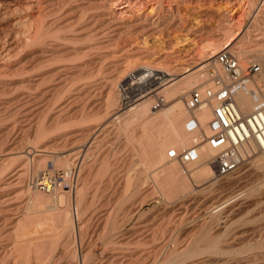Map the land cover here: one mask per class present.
I'll return each instance as SVG.
<instances>
[{
	"label": "bare ground",
	"instance_id": "6f19581e",
	"mask_svg": "<svg viewBox=\"0 0 264 264\" xmlns=\"http://www.w3.org/2000/svg\"><path fill=\"white\" fill-rule=\"evenodd\" d=\"M242 1L240 0H0V6L3 7V9L5 8L6 15L14 11L15 13L17 12L16 13L18 14L17 17L14 14V16L16 17V19L14 18L15 20L14 22L18 21L19 24L22 23L24 25L22 28L23 31L26 29L25 44L28 48V50L26 49L27 52L25 54L26 64L24 65L22 64L23 67L17 64L18 67L20 68L22 67L25 70V72L23 70L24 72L23 75H25L26 73L27 76V77L25 76L26 78H24V81L25 80L27 81L28 86L25 85L26 83L22 84V88L25 86L24 90L25 89L31 90L33 86L34 87L37 86V91H38L39 86L41 87V85H48V89L43 90L42 89L43 86L41 87L42 90L39 89L41 95L45 96V93L47 94L48 92H50L51 95L55 96L57 93L56 90H58L56 89L57 88L56 86L62 88L61 85L63 86L68 85L69 83L68 81L71 82L73 80L75 81L76 79L79 80L81 77L84 78V76L88 77V73L90 72L89 70L93 69L92 65H95V62L99 61L98 59H100L96 55L97 53H99L100 49H98L99 51L98 50L96 51L94 50L95 47L96 49L98 47L101 48L102 43H103L102 48H105V45H107L106 47H108V45H112V43L117 41L119 43V40H121V38L125 34H127L129 38L125 37L128 39H126L125 41L122 40L123 42H121V44L120 43L118 44L120 45L119 46L120 48L118 47V49H116V51L119 49L120 51H124L123 53H121L123 56L121 57V59L117 57V59L119 60H117L116 62L113 61V59H112L113 62L111 61L112 64L114 62L115 63L112 67L113 69L111 74L108 76V83L110 84L108 89V92L110 93V94L108 93L110 96V100L108 101L110 102V105L111 106L116 105L117 101L119 100V95H117L118 91L116 94L112 93L113 87L114 86L116 87L115 81H117L116 79H119L118 78L119 76H117L118 73L125 74L126 71L136 67H151L152 71H156L154 75H157V77L160 80H159V86L156 87L155 90L159 88L157 90V93H160L163 96L165 100V104L161 108L157 110H153L152 109V104L154 102L153 95H146L137 104L118 114L115 118H119L120 120L118 119L119 120L117 121L118 123L117 124L115 123L116 125L115 124L114 125L116 126L115 128L117 130H120L123 135L124 134L126 135L127 137L125 139L127 142L126 144H131L134 142L138 146V150L136 152L134 151L133 153V155H135L136 160L142 166L140 168V171H138V175L143 173V171L147 169L154 170L152 182H154L157 186V189L159 191L158 195L159 196L162 195L165 198V201H167L168 207L171 208L176 207L175 209L179 210L183 208L184 207L183 205H185L186 203L188 202L192 203L194 201L197 203L199 202L198 205H200V207L196 210L197 212L195 216L196 219L191 220L190 224L184 227L183 229H177L176 231H174V234L171 235L172 237L170 236L168 241H166L165 245L163 247L161 246L162 250L158 257V263L156 262L157 264H264V150L257 151L260 153L257 154L256 152L257 155L253 157L254 159L253 160L251 159V161H249L250 159L248 160L250 163L249 165L250 167L245 170L246 173L245 172L239 173V170H236L232 174L225 175L226 177L223 176L225 178L224 182H220L221 178L223 177L214 179V170H213L214 168L210 164L209 159H211V157L215 155V150L210 149L205 143H199L201 141L200 139L203 136L208 135L210 133V129L207 125V122L211 118L212 106L214 102H212L208 106L203 107L200 110L194 111L193 113H188L185 106V100L188 96L189 91L192 88H196V87L203 88L210 86L209 83L210 73H206L205 68L207 67V65L210 64H212L213 66L216 65L215 59L212 58L215 57V55L222 49H228L232 51L238 58L239 63L241 65H245L246 63L257 61V63L260 66V70L256 74H254L251 79H247L246 81H244L243 87L235 96V99L239 105L242 114H248L249 112H251L255 108L256 103L259 104L264 102V0H246L243 3ZM133 2L135 5L133 4ZM150 3L155 8L153 14L147 13L145 15L144 14L139 15L138 13L136 12L134 13L133 11H131L132 4L140 9L141 6L143 7ZM206 4H210V5L223 4V7H221L222 5H219L217 9L214 10V12H210L211 7L209 8V11H207L208 8L206 10L202 9V7H204ZM66 7H70V10L67 11ZM115 7H118L117 9L120 10H116ZM124 8H127V11H129L131 15H129L130 14L129 13L128 17H124L123 14L125 15L126 10H121ZM185 9H187V11ZM238 10L240 12L237 13L236 11ZM188 12L190 13L188 14ZM70 13L72 19L75 18L78 24L81 25L79 30L78 28L76 29L78 31L71 30L73 29L72 26L73 23L69 24L67 22L68 24L63 25L66 22L65 16H67L68 18V14ZM250 13H252L251 16ZM190 14H192L191 19L195 21V25L193 24L194 26L190 25L189 23L186 24V22L190 19V18L188 19ZM10 15L13 14H9L8 17ZM246 16H249L247 20L245 19ZM49 17L50 18L52 17V19H49ZM212 17H216V19H214L215 21H217L215 22L217 23L215 27H212L211 24L210 27L207 24V22ZM68 20H70V18ZM245 21H249V24L247 26L245 25ZM18 22L16 23L18 24ZM68 27L70 28L72 27V28L68 29ZM171 30L172 31L174 30L173 33L178 32L180 34H183L184 36L193 35V37L195 36L199 40V43L201 42L200 44L205 42L206 44L204 43L205 45L203 47H200L202 48V50L199 51L200 53L198 54L199 56H197V54L193 55L191 53L192 55L190 54L191 56L189 55L190 57H188L186 60H184L182 57L184 61H178V63L174 64L173 63L174 60L173 62H171L170 59L175 58V56H173V54L175 53L172 51V49H174L173 46L175 45L174 44L175 42L174 43L159 42L160 44L159 45L157 44L158 46L144 47L146 37L147 38L149 36L165 37ZM77 33L78 34L80 33V35H77ZM175 38H177V36L173 38L174 41H176ZM81 39H83L84 42L89 41L90 43L87 44L88 43L87 42L85 43L87 45L81 46L80 45L81 43L78 41V40L81 41ZM178 41L176 44H178ZM77 42L80 43V44L78 43L79 47H77L78 45L75 46ZM115 44L117 43H114L113 45ZM90 50H92L93 52H90ZM94 51H96L97 53L95 54ZM174 51L176 50L174 49ZM89 53L90 54L92 53V55L98 57L97 59L94 56L97 59L94 60L95 62L93 61L94 64H92L93 62H91L90 57H88ZM92 55H90L91 58L93 57ZM98 55L100 56L101 54ZM152 56H155L154 59L152 58L153 59L152 61L153 62L158 61L159 63L158 65H154V64L152 65L151 63L153 62L147 61L150 60ZM85 57H87V59H85ZM76 59L77 60L82 59V61L79 60V62L77 63H72L73 60L75 62ZM101 59L103 58L101 57ZM176 59L177 58H175V60ZM65 60L68 61V64L66 62H63L64 64L63 66H61V64L60 67L57 66L59 63ZM208 60L210 61L205 63L204 65H201L202 63ZM69 61L72 62H70L69 64ZM56 63L57 65H55V67L58 68H56L55 71L53 70V68H52L53 71L50 69L52 72L48 71L49 69L47 70V67H49L50 65L52 66L53 64ZM90 64H92L91 65L92 69L89 66ZM94 68L96 69V67ZM8 69H10V71L12 70L11 67H9ZM15 69L17 68L15 67ZM19 71H21V69ZM216 71L219 74H222L220 67L218 66H216ZM14 72L16 71L14 70ZM84 79L87 78L85 77ZM66 80L68 83L66 82ZM20 81H22V79ZM11 83L12 82H10V84ZM4 85L5 83L1 80L0 88L5 87ZM68 87H70V85ZM20 89H21V85H20ZM34 90L35 88L31 90L32 93L31 91L30 93L29 91H27V93L23 91L20 94H18L19 92L17 91L18 95L16 93L15 96L13 95L14 99L17 98L18 100L17 101L15 99L13 102L15 103V101H17L16 104L19 103L18 105L20 106L17 107L18 106L17 105L16 106L17 109L18 108L24 109V110L20 109L23 111L17 110L21 112L20 114H23L22 112L25 111L28 114L30 110H33L34 112L36 111V113L45 110L43 107H39L41 109L43 108L41 110L34 106L35 105L34 102L36 101V99H38V94L35 92L36 90L35 91ZM69 90L67 92L72 93V91L69 92ZM33 91L35 92V94H33L34 93ZM77 91H81L82 93V87ZM88 91L90 90L88 89ZM12 93H14V91ZM63 94L64 93L62 92V94L60 95ZM13 97L10 99L13 100ZM57 99H58L57 96H55V100ZM12 100L11 102H9L8 100L7 103L9 104L11 103L10 105L14 107V104H12L13 103ZM4 101L6 100H1L0 102L1 103L3 102L5 104L6 102ZM43 102H47V100ZM1 103H0L1 105L0 108L3 109L4 107L2 106L4 104L2 105ZM26 104L27 106L29 104L31 105V109L29 108L30 110H25V108H28ZM67 104L68 107L70 108L71 105L69 106V103ZM7 105L8 104L4 106L6 107ZM48 105L50 104H47L46 106ZM8 107L6 108L7 111H9L8 109L11 108ZM68 107H66V109ZM1 109H0V117L2 118H0V120L1 119L4 120V118L7 117L6 115L8 112H6V110H2L6 112L3 113L5 115H2ZM50 109H51V105H50ZM15 110L14 112L12 109L10 110L12 111V113H14V117L16 113L19 114V112H15ZM46 110L48 111L49 109ZM46 110L44 113H46ZM63 111L65 110L62 109V113ZM66 112L68 113V111ZM12 113L11 114L8 113V115L10 116L9 118H13L11 117ZM26 113L23 114L24 117ZM41 113L39 114L41 115ZM31 114L33 116L32 112L30 113V115H27L29 122L31 118L28 116H31ZM19 115L17 116L18 118L23 116L20 115L19 117ZM44 115L41 116L44 117ZM189 115L192 116V119L190 120L192 123H190L189 121ZM34 119L33 122L36 120ZM40 119L42 120L43 118ZM3 122L5 123V121ZM41 122L43 123V120ZM41 122L40 123L38 122V124L36 122L37 124V126L35 125L36 130L33 129L35 133L33 134L34 136L32 140L35 143L36 142L39 143L40 142L39 140L43 136L46 137L45 136L47 133L46 130L50 129L49 127L48 129H45L46 127H43ZM193 123H195L194 126ZM26 124L28 125V123ZM31 125L30 126L28 125V129L29 127H31ZM55 126H57V124L55 123L52 124V127L55 128ZM189 126H191L192 128H190ZM4 128L5 127H3L2 130H4ZM8 128L10 127L5 128V130ZM24 128H26L25 125ZM11 129L13 130L12 127ZM28 131L26 133H28ZM60 131L62 132V129H60ZM8 132H13V131H8ZM51 132L52 130L50 131V133ZM8 134L9 133L6 132V134L3 135V137L1 135L0 138L2 140L4 138L5 144H8L7 141H9V139L6 140L5 137L7 136L8 138V136L12 135V134L10 135ZM19 138H22V136ZM12 139L13 137L11 138V141H13ZM80 139L82 140L81 137ZM20 140L22 139L19 140L17 139L19 145L21 143ZM64 140L66 141L65 137L61 145L63 147H64L63 144L65 142ZM77 140L78 139H76V142ZM3 144L2 146L4 147L5 145ZM66 145L71 146L72 143ZM193 145H197V151H198V157L195 161L183 163L174 158H169L167 155L168 150H170L171 148H174L177 151H179L182 148ZM10 146H13V143ZM20 146H22V144ZM5 147H7V145ZM18 147L16 151H14V156L15 159L21 161L22 165L21 164L20 165L22 167L17 169L15 172H12L13 174L9 173V176L7 175L8 177L3 175L7 177L6 179L12 178V182L14 181L15 186L16 184L17 185L19 184V187H16V189L20 188L22 191L24 190L26 192L25 194L27 195L26 197L27 200L25 198L26 214L20 220L15 221L12 227L10 228L12 229L11 231L12 233L10 236L12 241L10 242V244H12V248L10 249V253L12 251L16 252L15 256L17 255L18 256L15 258L21 260V262L24 261V264L30 263V260L31 262L35 261L36 264L38 262H43V261L44 263L42 264H51L52 259L50 257L53 255V252L59 243L58 240H60L64 236L63 246L64 245L69 246V250H67L68 251L67 254H69L68 256H70V258L72 259L69 264H78L74 261L73 258L76 256L77 253L79 255H82L83 257H87L91 251L90 246L92 245V241L89 240L87 242L86 247L82 249V247L80 246L76 247L75 240L77 238L82 239V237L85 234V230L87 231L89 230V228L90 230H92L91 232H95L98 229V227H100L99 225L101 222H104L103 227L104 228L107 227V232L96 235L97 238L101 239L104 242V244L111 245L113 248H118V245H121L122 242L124 243L125 240L127 242L128 241L127 239H130L129 237H131V235L127 236L128 235L127 232L120 233L122 227L124 226V224L129 222L130 218L133 216L137 207L143 204V202L147 201L146 198L150 197V195L153 193L152 190L150 193V189L148 192H146V190L148 189H145L146 194H143L142 192L143 196L142 195H141L142 197L140 196V201L138 204H136L135 202L137 201L136 199L133 200L134 194L132 195L130 193L128 195L120 196L116 200L117 205L116 204L115 205L117 207L118 206L121 207L122 205L124 206L123 208L121 207L123 209L122 215L118 214L119 210L116 209L115 211H113L111 215L109 214V216H107V218L103 220L101 219L102 216L99 217L98 212H96L98 208L97 209L95 208L96 210H92L94 209L92 207L95 201L93 202L90 199L89 202L86 201L85 199L86 190L88 189V184H89L87 183L88 182L87 172H89V170L87 169L86 165H84V161H85L84 148L81 147L82 149L80 150L78 149V151L76 152H71V154L67 153L68 157L69 156L72 157V153H74L75 161H73L72 163L74 165L73 167H69L68 164L65 163V168L68 167V169H66V171L62 170L61 178L63 179V181L68 182L67 184L68 189H64L62 187L63 182L61 183L54 182L53 185L51 186L49 183L51 181L50 180L48 181L47 176L51 175V170L50 168L49 169L47 168L46 166L47 162H51V164L53 165L55 163H58V162L54 163L55 160H53L52 157H51L52 160L51 159L47 160L50 157L49 153L52 152L48 149L49 146L47 147L42 145V147L44 148L41 149V154H38L35 150L30 152L29 148L22 151L20 150L22 148L18 149ZM51 148L52 147H50V149ZM33 152H36L38 154L37 157L33 156L34 155ZM30 154L31 157L33 156L36 159L35 160L30 159L29 158ZM53 155L55 154L53 153ZM11 157L12 156H10V158ZM64 157L66 156H63V158ZM8 158H5V160ZM65 159L67 160V158ZM11 160L10 163L12 164ZM3 161H4V157L0 159V173L6 172L5 164L3 163ZM62 161L63 160H61L60 162L62 163ZM248 161L247 164H249ZM15 163L16 162H14V164ZM105 164L106 163H102V165H100L101 168H98L96 170L95 172L96 179H98L97 177L105 173L106 168L103 167L105 166ZM29 171L36 172L34 176L36 179L34 180L32 186L29 185L30 182L32 181L29 180L30 182H28V178H27ZM255 174H256L255 176L256 179L261 175V178L259 177L260 180L259 182L255 181L256 180L255 179L254 182L257 183L252 182V184H250L251 182L249 183L245 181L244 183L243 181L244 184H241L242 182L241 179L243 178L249 179L250 176ZM5 177H2L4 178V179L1 178L2 180L0 179V191H2V193H4V191L9 190L10 189L9 186H11V188L13 186V184L10 185L11 181L9 183L7 182V180H6L7 183L4 182ZM125 181L126 182L123 183L124 191H128L129 189H131L132 193L133 191L136 193L142 190L143 187L141 185L142 183L144 184V182H146V179L136 178L134 180L128 179ZM223 183L225 184L223 185ZM31 188H33L34 191H31ZM97 188H99L98 185ZM97 188L95 189L96 191ZM20 189L17 190L19 191ZM45 190L50 192V194L53 192L54 197H52V194L50 196L48 194L42 193L45 192ZM225 190H228V192L225 193ZM158 195L157 197L155 196L154 197L158 198ZM152 199L154 198L152 197ZM57 205H59L58 208ZM95 206H97L96 203ZM117 215L118 216L121 215V216L118 218ZM4 218L3 221H6ZM0 229L3 228L0 227ZM6 233L5 235L7 236L8 234L7 237H9V233L7 234ZM136 239L138 240V237ZM134 249L135 248H133V251L130 254L128 253L129 254L128 258L127 256L123 255L124 257L120 259H116L117 262L113 264H147L148 259L151 258V256L153 255V253L147 252L145 250H138L134 252ZM0 250L2 251V253L0 251V255H2L4 252V248L3 249L0 248ZM85 250L86 252H83ZM125 257L127 258L128 263L127 262L125 263L126 261ZM1 260L2 259H0V261ZM107 264H110V262Z\"/></svg>",
	"mask_w": 264,
	"mask_h": 264
},
{
	"label": "rangeland",
	"instance_id": "374dc122",
	"mask_svg": "<svg viewBox=\"0 0 264 264\" xmlns=\"http://www.w3.org/2000/svg\"><path fill=\"white\" fill-rule=\"evenodd\" d=\"M240 1H242V0H240ZM246 0H243L242 1V3L243 2H245ZM133 4H134V2H133ZM132 4V10L131 11H133L134 13L136 12V13H138L139 15H145V14H147V13H151V14H153L154 13V6H152V4L150 3V4H147V5H145V6H141V8L139 9V8H137V6L135 7L134 5ZM122 5V4H121ZM210 4H206L204 7H202V9L204 10H206L207 8V11H209V8L211 7V11L210 12H214V10H216L217 9V7L219 6V5H222L221 7H223V4H211L210 6H209ZM4 6V5H3ZM213 6V7H212ZM71 7V6H70ZM70 7H66L67 8V11L68 10H70ZM150 7V8H149ZM66 8H65V11H66ZM72 8H74V7H72ZM118 7H115V9L116 10H120V9H117ZM152 8V9H151ZM121 10H126V13H125V15L123 14V16L124 17H128L129 15H131V13L129 12V11H127V8H124V9H121ZM129 10V9H128ZM135 10V11H134ZM186 11H187V9H185ZM137 11H139V12H137ZM128 12V13H127ZM146 12V13H145ZM183 12H185V11H183ZM237 13L238 12H240L239 10L238 11H236ZM5 13V14H4ZM17 13V12H16ZM15 13V11L14 12H12V13H9V14H13V15H10L9 17H8V15L9 14H7L6 15V12H5V8L3 9V7H1L0 6V76H2V77H0V79L5 83V87H3V88H0V101L1 100H6V101H4V102H6L5 104L2 102H0L2 105L4 104V105H6V104H8L6 107L3 105L2 107H4L3 109H1V114L2 115H5V114H3V113H6V112H8L9 114H11L12 113V111H10L11 109L13 110V112H14V110H15V112H19V114L21 113L20 111H23L24 109L23 108H20V109H23V110H20L19 108L17 109V107H20L18 104L19 103H17L16 104V102L18 101L17 100V98H15L17 101H15V103L13 102L15 99H14V97H13V95L15 96V93L17 94L18 92V94H20L21 92H26L27 93V91H29L30 89H28V90H24V88H25V86L22 88V84L23 83H26L25 85H27L28 86V84H27V81L25 80L24 81V78H26L27 76H26V73H25V75H23L24 74V72H25V70L22 68L23 67V65L24 64H26V60H25V54H26V52H27V50H28V48H27V46H26V44H25V40H26V38H25V35H26V29L23 31V24L22 23H20L19 24V22L18 21H16V22H18V24L16 23V22H14L15 20H14V18L16 19V17H17V15L18 14H16ZM72 13V12H71ZM71 13L70 14H68V18H67V16H65V18H66V22H65V24H63V25H66V24H71V23H73L72 24V26H73V29H71L70 27H68V29L70 28L72 31L74 30V31H78L79 30V28H80V24H78V22L76 21V19L75 18H73L72 19V16H71ZM130 13V14H129ZM190 12H188V14H189ZM236 13V14H237ZM6 15V16H4V15ZM14 14H15V16H14ZM129 14V15H128ZM191 15L192 14H190V16L188 17V21L186 22V24H190V25H195V21L193 20V19H191L192 17H191ZM252 15V13H250V16ZM4 16V17H3ZM12 16H14V17H12ZM70 16V17H69ZM13 18V20H12V18ZM217 17V16H216ZM216 17H212V18H210V20L207 22V24L210 26V24H211V26L212 27H215L216 26V24L217 23H215V22H217V21H215L214 19H216ZM70 18V20H68ZM249 18V16H246L245 17V19L247 20ZM49 19H52V17L50 18L49 17ZM72 19V20H71ZM11 20H12V22H11ZM74 20H75V22L77 23H75L74 22ZM72 21V22H71ZM8 22V23H7ZM68 22V23H67ZM16 23V24H15ZM75 23V24H74ZM192 23V24H191ZM11 24V25H10ZM249 24V21H245V25L247 26ZM75 25V26H74ZM193 25V26H194ZM71 26V25H70ZM210 26V27H211ZM20 27V28H19ZM78 28V30H76ZM21 31V32H20ZM172 31V30H171ZM171 31L164 37V36H149L148 38L146 37V39H145V45H144V47L146 46V47H153V46H158L160 43H169V42H172V43H174L175 45L173 46V48L176 50V51H174V49H172V51L175 53V54H173V56H175V58H177L176 60H175V58L174 59H170L171 60V62H173V60H174V64H176V63H178V61H184V60H186L188 57H190L192 54L194 55H196L197 54V56H199L198 54H200L199 53V51H201L202 50V48H200V47H203L205 44L204 43H202V44H200L199 43V40L196 38V40H195V38L193 37V35H187V36H184L183 34H180V33H178V32H176V33H173L174 32V30L172 31V33H171ZM62 34V33H61ZM77 35H80V33L78 34L77 33ZM179 35V36H178ZM24 36V37H23ZM168 36V37H167ZM177 36V38H175V40L176 41H174V37H176ZM191 36V37H190ZM125 37H128V35L127 34H125L122 38H121V40H119V43L121 44V42H123V41H125L126 39H128V38H125ZM184 37V38H183ZM187 37V38H186ZM184 39V40H183ZM185 39H187V40H185ZM123 40V41H122ZM148 40V41H147ZM179 40V41H178ZM79 42H77V44H75V46H77V47H79V44L81 45V46H84V45H87V44H89L90 42L89 41H85L84 42V40L83 39H81V41L80 40H78ZM177 41H178V44H176L177 43ZM83 42V43H82ZM88 42V43H87ZM153 42V43H152ZM160 42V43H159ZM180 42V43H179ZM79 43V44H78ZM85 43H87V44H85ZM114 43H117V44H115V45H113ZM114 43H112V45H108V47H106L107 45H105V48H102V46H103V43H102V46H101V48H99L98 46V48L96 49V47L94 48V50H98V49H100V51H99V53H97L96 51H94L95 52V54L101 59V57L103 58V59H101V61H100V59H98V57H96L95 55H92V53L90 54L89 53V56L88 57H90V59H91V62H93L96 58L99 60V61H94L95 62V65H92V64H94V62L92 63V64H90L89 66H90V68H91V65H92V68L94 69V71H93V69L92 70H89L90 72L88 73V77L87 76H84V78L86 77L87 79H84L83 77H81L79 80H73V81H68L67 82V80H66V82L68 83V85H66L65 83V85L68 87L69 85H70V87H68V90H69V92L70 91H72V93L70 92V93H68L67 91V87L66 86H63V85H61L62 86V88L61 87H58V86H56L55 88L56 89H58V90H56V95L55 96H57V100H55V96H53V95H51L50 94V92H48L47 94L45 93V96H43V95H41V93H40V91H39V89H41V87H42V89L44 90V89H48V85H41V87L39 86V88H38V91H37V86L36 87H34L33 86V88H35V92L38 94V99H36V101L34 102V106L35 107H37L38 109H41V108H39V107H43L45 110L46 109H49L48 111L46 110V113H44L45 112V110L43 111L42 109V113L39 111V112H37L36 113V111L34 112L33 110H30L31 109V103L27 106V104H26V106L28 107V108H25V110H30L29 111V113L27 114L26 113V111L25 112H22L23 114L24 113H26L27 115H30V113L32 112L33 113V116H32V114H31V116H28V117H30L29 119H30V122H32V123H30L29 122V120H28V118H27V115L25 114V117H24V115L23 114H20L22 117H20V115L18 114V113H16V114H18L19 115V117L20 118H18L17 116L18 115H16L15 114V117H14V113H12V115H11V117H13V118H9L10 116L8 115V113H7V117L6 118H4V120H0L1 122H0V138H1V135H2V137H3V135H5L6 134V132L7 133H9L8 135H10V134H12V135H10V136H8V138H7V136L5 137L6 138V140H8L9 139V141H11V138L13 137V141H11V142H9V141H7L8 142V144H5V140H4V138H3V140L2 139H0V142H1V144H0V159L1 158H3L4 157V161H3V163L5 164V173H0V179L2 178V177H5V176H9V173L10 174H13L12 172H15L17 169H19L20 167H22L21 165H22V163H21V161H18V159H15V156H14V151H16V149H17V147H18V149L19 148H22V149H20V150H22V151H24V150H26L27 148H29V151L31 152V151H36L38 154H41V149H43L44 147H42V145L43 146H49V150L50 151H52V152H50L49 153V158L47 159V160H52V158H53V160H55L54 161V163L55 162H58L59 164H62V165H59L58 163H55L54 165L53 164H51V162H47V168L49 169L50 168V170H51V175H48L47 176V178H48V181L50 180L51 182H49L50 183V185L52 186L53 185V183L55 182V183H61V182H63L62 183V187L64 188V189H68L67 187H68V182L67 181H63V179L61 178V173H62V170H65L66 171V169H68V167L67 168H65V163H67L68 164V166L69 167H73L74 165L72 164L73 163V161H75V157H74V153H72V157H68V154L67 153H70L71 154V152H76V151H78V149L80 150V149H82V148H84V152H85V158H84V165H86V167H87V169L89 170V172H87L88 173V175H87V183H89L88 184V189L86 190V197H85V199H86V201H89L90 202V199L94 202V205H93V207L92 208H94V209H92V210H96L97 208H98V210H96V212H98V215H99V217H101V219H105V218H107V216H109V214L111 215L112 213H113V211H115L116 209H118L117 211L119 212L118 214H121L122 215V211H123V205L121 206V207H117L116 205V200H117V198H119L120 196H122V195H128V194H134V197H133V200H137V201H135L136 202V204H138L139 203V201H140V196L142 195L143 196V194H146V192H148L149 191V189H150V193H151V190H152V192L154 193V195H153V193L150 195V197H147L146 198V202H143V204H141V205H139L138 207H137V209H136V211L134 212V214H133V216L130 218V220H129V222H127L126 224H124V226L122 227V230H121V232L120 233H126L127 232V236H129V235H131V237H129L130 239H127L128 241V243L126 242V240L124 241V243L122 242V244L121 243H119V244H121V245H118V248H113L111 245H108V244H104V242L101 240V239H99V238H97V235H99V234H101V233H105V232H107V227L106 228H104L103 227V224H104V222H101L100 223V227H98V229L96 230L97 231V233H96V231L95 232H91L92 230H90V228H89V230H85V234H84V236L82 237V239H76L75 240V245H76V247L77 246H80V247H82V249H84V247H86V245H87V242L90 240V241H92V245L90 246L91 247V251H90V254H88V256L87 257H83L82 255H79L78 253L76 254V256L73 258L74 259V261L76 262V263H78V264H107V263H109L110 262V264H113V263H115V262H117L116 261V259H120V258H122V257H124V256H127V258H128V256H129V254L133 251V248H135L134 249V252H136V251H138V250H145V251H147V252H151V253H153V255L151 256V258H149L148 259V261H147V264H155L156 262L158 263V257H159V254H160V252H161V250H162V248H161V246L163 247L164 245H165V243H166V241H168V239L170 238V236L171 235H173L174 234V231H176L177 229H183L184 227H186L187 225H189L190 224V222H191V220H193V219H196L195 218V216H196V214H197V212H196V210L200 207V205H198L199 204V202L197 203V202H188V203H186L185 205H183L184 207L183 208H181V209H179V210H176L174 207H168L167 206V201H165V198L161 195V196H159L158 194H159V191H158V189H157V186H156V184L154 183V182H152V178H153V175H154V170L153 169H147V170H145V171H143V173H141V174H139L138 175V171H140V168L142 167L141 166V164L136 160V158H135V155H133V153H134V151L136 152L137 150H138V146L133 142V143H131V144H126L127 142H126V135L124 134H122V132L120 131V130H117L115 127V125L118 123L117 121H119L120 119L119 118H115L118 114H120L122 111L120 110V108H119V100L117 101V103H116V105H110V102L108 101V100H110V96H109V92H108V89H109V83H108V76L111 74V72H112V67H113V65H114V63L117 61V60H119V59H117V57H119L120 59H121V57L123 56L121 53H123L124 51H120V49L119 50H117L116 51V49H118V47L120 46V45H118L119 43H118V41L117 42H114ZM156 43V44H155ZM192 43V44H191ZM158 44V45H157ZM98 45H101V44H98ZM162 45H164V44H162ZM114 46V47H113ZM143 46V45H142ZM111 49H110V48ZM112 47H113V49H112ZM25 48V49H24ZM114 48H115V50H114ZM120 48V47H119ZM156 48V47H155ZM27 49V50H26ZM92 49V48H91ZM106 49V50H105ZM110 49V50H109ZM192 49V50H191ZM200 49V50H199ZM187 50V51H186ZM195 50V51H194ZM16 51V52H15ZM112 51H115V52H112ZM118 51H120V52H118ZM198 51V52H197ZM90 52H93L92 50H90ZM183 52V53H182ZM24 53V54H23ZM118 53V54H117ZM192 53V54H191ZM98 54H101L100 56L98 55ZM112 54V55H111ZM177 54H178V56H177ZM191 54V55H190ZM90 55H92L93 57L91 58V56ZM106 55V56H105ZM121 55V56H120ZM184 55V56H183ZM190 55V56H189ZM20 56V57H19ZM96 58H95V57ZM104 56V57H103ZM110 56V57H109ZM114 56V57H113ZM187 56V57H186ZM7 57V58H6ZM108 57V58H107ZM112 57V58H111ZM154 57L155 56H152L151 58H150V60H147V61H149V62H153L152 60L154 59ZM180 57V58H179ZM182 57H183V59H182ZM19 58H20V60H19ZM94 58V59H93ZM153 58V59H152ZM5 59V60H4ZM13 59H15V60H13ZM24 59V60H23ZM82 59H84V58H82ZM82 59H79L80 61H82ZM85 59H87V57H85ZM96 59V60H97ZM105 59H107V60H105ZM112 59H113V61H115L113 64L111 63V61H112ZM212 59H215V57H213ZM79 60H77L76 59V61L74 62V60H73V62L72 61H69V64H70V62H72V63H77V62H79ZM103 60V61H102ZM211 60V59H210ZM210 60H208V61H206V62H204V63H202L201 65H204L205 63H207V62H209ZM18 61V62H17ZM112 61V62H113ZM13 64H12V63ZM22 62V63H21ZM25 62V63H24ZM63 62H66L67 64H68V61L67 60H65V61H62L61 63H59L58 65H57V63L56 64H53L52 66L50 65L49 67H47V70L48 71H51L52 70V68H53V70L55 71V69L56 68H58V67H55V65H57V66H59L60 67V64H61V66H63L64 64H63ZM99 62V63H98ZM103 62V63H102ZM256 63H257V61H255ZM20 63V64H19ZM71 63V64H72ZM98 63V64H97ZM172 63V64H173ZM6 64V65H5ZM8 64V65H7ZM19 65V66H22L21 68L20 67H18V65L17 66H15V65ZM23 64V65H22ZM152 65L154 64V65H158L159 63H158V61L157 62H153V63H151ZM172 64H170V65H172ZM173 64V65H174ZM97 65H99V66H97ZM112 65V66H111ZM200 65V66H201ZM211 65L212 64H210V65H207V67L205 68V72L206 73H210L211 72V70L210 69H212L211 68ZM13 66H15L17 69H15V67H13ZM110 66V67H109ZM9 67H11L12 68V72L10 71V69H8ZM55 67V68H54ZM94 67H96V69L94 68ZM199 67V66H198ZM6 68V69H5ZM13 68H14V70L16 71V72H14V70H13ZM18 68H19V70L21 69V71H19L18 70ZM136 68H138V67H136ZM8 69V70H7ZM51 69V70H50ZM134 69V68H133ZM5 72H4V71ZM23 70H24V72H23ZM52 70V71H53ZM8 71V72H7ZM51 71V72H52ZM18 72H19V74H18ZM92 72V73H91ZM127 72V71H126ZM2 73V74H1ZM5 75H4V74ZM16 73V74H15ZM9 76H8V75ZM18 74V75H17ZM21 74V75H20ZM91 74V75H90ZM120 73H118L117 74V76H119L118 78L119 79H116L117 81H115V85L117 84V82H118V80H120L123 76H124V73H121L120 75H119ZM23 75V76H22ZM26 76V77H25ZM10 77V78H9ZM20 77V78H19ZM17 78H19V79H17ZM22 79V81H20ZM84 79V80H83ZM0 80V81H1ZM70 80V79H69ZM80 80H82V81H80ZM86 80V81H85ZM8 83H7V82ZM20 81V82H19ZM10 82H12L11 84H10ZM79 83V84H78ZM87 84H88V86H87ZM14 85V86H13ZM20 85H21V89H20ZM91 85V86H90ZM6 86H7V88H6ZM26 86V87H27ZM44 86H45V88H44ZM47 86V87H46ZM77 86V87H76ZM80 86V87H79ZM159 86V84H156L155 85V87H154V89L156 88V87H158ZM73 87V88H72ZM75 87H76V89H75ZM82 87V93H81V91H77V90H79L80 88ZM115 87V86H114ZM113 87V89H112V93H114V94H116L117 93V89H116V87L114 88ZM33 88H31V90H33ZM54 88V89H55ZM66 88V89H65ZM91 88V89H90ZM7 89V90H6ZM17 89V90H16ZM23 89V90H22ZM41 89V90H42ZM66 90V92H65V90ZM72 89H74V90H72ZM88 89L90 90V91H88ZM159 89V88H158ZM158 89H156V90H158ZM4 90V91H3ZM5 90H6V92H5ZM30 90V91H31ZM61 90V91H60ZM84 90H85V92H84ZM9 91V92H8ZM11 91V92H10ZM14 91V93H12ZM18 91V92H17ZM30 91H29V93H30ZM33 91V92H34ZM77 91V92H76ZM92 91V92H91ZM5 92V93H4ZM35 92L33 93V94H35ZM62 92L64 93L63 95H60V94H62ZM84 92V93H83ZM88 92V93H87ZM7 93V94H6ZM31 93H32V91H31ZM52 93V92H51ZM75 93V94H74ZM109 93V94H108ZM10 94V95H9ZM17 94V95H18ZM36 94V95H37ZM53 94V93H52ZM59 96H58V95ZM70 94V95H69ZM78 94H79V96H78ZM82 94H83V96H82ZM87 94V95H86ZM5 97H4V96ZM12 95V96H11ZM50 97H49V96ZM67 95V96H66ZM69 95V96H68ZM118 95V94H117ZM3 98H2V97ZM62 96V97H61ZM72 98H71V97ZM75 96V97H74ZM77 96V97H76ZM109 96V97H108ZM13 97V100L12 99H10V98H12ZM70 97V98H69ZM86 97V98H85ZM88 97V98H87ZM51 98V99H50ZM76 98V99H75ZM9 100V102H11V100H12V104H14V107L12 106V105H10L9 103H7L8 102V100ZM41 99V100H40ZM79 99V100H78ZM84 99H86V100H84ZM47 100V102H43V101H46ZM52 101V102H51ZM73 101V102H72ZM84 101V102H83ZM41 102V103H40ZM77 102V103H76ZM108 102H109V104H108ZM37 103V104H36ZM60 103V104H59ZM67 103H69V106H70V108L68 107V104ZM47 104H50L51 105V109H50V105H48V106H46ZM53 104V105H52ZM65 104H67V105H65ZM81 106H80V105ZM10 105V106H9ZM18 105V106H17ZM21 105V104H20ZM37 105V106H36ZM83 105V106H82ZM110 105V106H109ZM1 106V105H0ZM11 107V108H9V107ZM17 106V107H16ZM46 106V107H45ZM59 106V107H58ZM73 106V107H72ZM9 108L8 110L9 111H7L6 110V108ZM62 107V108H61ZM66 107H68L67 109H66ZM108 107V108H107ZM30 108V109H29ZM58 108V109H57ZM72 108V109H71ZM75 108V109H74ZM84 108V109H83ZM62 109L63 110H65V111H63V113H62ZM69 109H70V111H69ZM87 109V110H86ZM2 110H6V112L5 111H2ZM17 110H20V111H17ZM74 110V111H73ZM66 111H68V113L66 112ZM77 111V112H76ZM28 112V111H27ZM48 112V113H47ZM52 112V113H51ZM74 112V113H73ZM101 112V113H100ZM39 113H41V115H44V114H46V115H44V117L43 116H41ZM59 113V114H58ZM65 113V114H64ZM100 114V115H99ZM40 116V117H37V116ZM56 115V116H55ZM60 115V116H59ZM49 116H51V117H49ZM54 116V117H53ZM67 116V117H66ZM16 117H17V119H19V120H17L16 119ZM57 117V118H56ZM73 117V118H72ZM0 118H2V117H0ZM8 118V119H7ZM26 118V119H25ZM36 120H35V119ZM40 118H43L42 120H43V123L41 122L42 120L40 119ZM85 118V119H84ZM114 118V119H113ZM22 119V120H21ZM33 119L35 120L34 122H33ZM80 119H82V120H80ZM119 119V120H118ZM17 120V121H16ZM39 120H41V121H39ZM3 121H5V123L3 122ZM15 121V122H14ZM46 121V122H45ZM76 121V122H75ZM6 122H7V124H6ZM17 122V123H16ZM23 123V124H21V123ZM25 122V123H24ZM36 122H37V124H38V122L40 123H42V126L43 127H46L45 129H48V127L52 130V132L50 133V129H48V130H50V131H48V130H46L47 131V133H46V137H42L39 141V143L38 142H36V143H38V144H36L35 142H33V134L35 133L34 132V130L33 129H35L36 130V126H37V124H36ZM57 124V126H58V124H59V126L57 127V126H55V128L54 127H52V124ZM61 122V123H60ZM64 122V123H63ZM109 122H110V124H109ZM2 123H4V124H2ZM20 125H19V124ZM26 123H28V125L30 126L31 124V127H29V129H28V125L26 124ZM116 123V124H115ZM33 124H34V126H33ZM47 124H48V126H47ZM65 124V125H64ZM109 124V125H108ZM115 124V125H114ZM4 125V126H3ZM24 125H25V127L27 128H24ZM36 125V126H35ZM108 125V126H107ZM10 127V128H8V129H6L5 130V128H7V127ZM19 126V127H18ZM63 126V127H62ZM106 126V127H105ZM2 127V128H1ZM3 127H5L4 128V130H2L3 129ZM11 127L13 128V130L11 129ZM105 127V128H104ZM103 128V129H102ZM10 129V130H9ZM56 129V130H55ZM59 129V130H58ZM60 129H62V132L60 131ZM66 129V130H65ZM116 129V130H115ZM13 131V132H8V131ZM28 131V133H26L27 131ZM54 130V131H53ZM4 131H6V132H4ZM15 131V132H14ZM115 131V132H114ZM17 132V133H16ZM30 132V133H29ZM54 132V133H53ZM64 132V133H63ZM15 133V134H14ZM50 133V134H49ZM77 133V134H76ZM86 135H85V134ZM121 133V134H120ZM29 134V135H28ZM55 134V135H54ZM70 134H71V136H70ZM84 134V135H83ZM48 135V136H47ZM50 135V136H49ZM65 135V136H64ZM69 135V136H68ZM17 137V139L19 140V139H22V140H20V145L22 144V146H20L19 145V143L17 142V139H16V137ZM22 136V138H19V137H21ZM24 136H26V137H24ZM68 136V137H67ZM73 136V137H72ZM125 136V137H124ZM9 137H11V138H9ZM64 137L66 138V141L64 142V147H65V145L66 144H70V143H72V145L71 146H67L66 145V147L64 148L63 146H61L62 145V141H63V139H64ZM80 137L82 138V140L80 139ZM16 140H15V139ZM24 139H26V140H24ZM69 139V140H68ZM76 139H78L77 140V142H76ZM3 142H2V141ZM30 140V141H29ZM60 140V141H59ZM67 140H68V142H67ZM74 140H75V142H74ZM35 141V140H34ZM57 141H59V142H57ZM82 141H84V142H82ZM124 141V142H123ZM6 142V143H7ZM23 142V143H22ZM4 143V144H3ZM13 143V146H10L11 144ZM17 143H18V145H17ZM51 143H52V145H51ZM66 143V144H65ZM82 143V144H81ZM85 143V144H84ZM2 144L3 145H7V147H3L2 146ZM58 144V145H57ZM125 144H126V146H125ZM9 145V146H8ZM80 145H82V146H80ZM84 145V146H83ZM128 145H130V146H128ZM134 147H133V146ZM2 146V147H1ZM15 146V147H14ZM17 146V147H16ZM56 146V147H55ZM57 146H59V147H57ZM137 148H136V147ZM12 147H13V149H12ZM32 147V148H31ZM50 147H52L51 149H50ZM54 147H55V149H54ZM61 147H63V148H61ZM82 147V148H81ZM2 148V149H1ZM10 148V149H9ZM24 148V149H23ZM31 148V149H30ZM68 148V149H67ZM132 148V149H131ZM53 149V150H52ZM134 149H136V150H134ZM8 150V151H7ZM10 150V151H9ZM57 150V151H56ZM70 150V151H69ZM127 150V151H126ZM133 152H132V151ZM12 151V152H11ZM40 151V152H39ZM55 151H56V153H55ZM59 151V152H58ZM65 151V152H64ZM67 151V152H66ZM3 152V153H2ZM11 152V153H10ZM36 152H33L34 153V155L33 156H35V157H37V153ZM58 152V153H57ZM53 153L55 154V155H53ZM65 153V154H64ZM88 153V154H87ZM132 153V154H131ZM258 153H260V152H257V154ZM31 154L29 155L30 157V159H33V160H35L36 158L35 157H31ZM67 154V155H66ZM256 152L255 153H252L251 154V156L250 157H248L247 159H246V161L243 163V165H241L239 168H238V170H239V173H241V172H245L246 173V169L247 168H249L250 166V163H249V161H251V159L253 160L254 158L253 157H255L256 155ZM57 155H60V156H57ZM10 156H12L11 158H12V160H11V158H10ZM54 156V157H53ZM63 156H66V157H64L63 158ZM9 157V158H8ZM14 157V158H13ZM52 157V158H51ZM5 158H8V159H6L5 160ZM55 158V159H54ZM65 158H67V160L65 159ZM11 160V162H12V164L14 165V167H13V165L10 163V160ZM59 159V160H58ZM63 160L62 161V163L60 162L61 160ZM250 159V160H249ZM249 160V161H248ZM7 161V162H6ZM16 162L15 164H14V162ZM68 161V162H67ZM247 161H248V163L249 164H247ZM6 162V163H5ZM19 162V163H18ZM71 162V163H70ZM92 162V163H91ZM102 163H106L105 164V166H103V167H105L106 168V170H105V173H103L101 176H99V177H97L98 179H96V176H95V172H96V170L98 169V168H101V166L100 165H102ZM7 164H8V166H7ZM21 164V165H20ZM23 164H24V162H23ZM67 164H66V166H67ZM76 164V163H75ZM87 164H88V166H87ZM12 165V166H11ZM52 165V166H51ZM90 165V166H89ZM8 167V169H7V167ZM44 166V165H43ZM64 168V169H63ZM75 168V167H74ZM90 168V169H89ZM149 170V171H148ZM151 170V171H150ZM214 170V169H213ZM250 171V170H249ZM248 171V172H249ZM8 172V173H7ZM34 172V173H33ZM92 172V173H91ZM153 173V174H152ZM32 174V175H31ZM35 174H36V172L35 171H29L28 172V176H27V178H28V182H30V181H32V182H30V184L29 185H33V183H34V180L36 179L34 176H35ZM2 175V176H1ZM3 175H5V176H3ZM7 176V177H8ZM89 176V177H88ZM256 174L255 175H252V176H250L251 178H252V180H251V178L249 177V179H247V178H243V179H241V184H244L245 183V181H247V182H251L250 184H252V182H254V180L256 179ZM257 176H259V175H257ZM7 177H5V180H4V182L5 183H9L10 181L12 182V178H8V179H6ZM50 177V178H49ZM60 177V178H59ZM221 177H223V176H221ZM220 176H217V174H215V172H214V179H218V178H221ZM224 177H226V176H224ZM221 178V180H220V182H224V180H225V178ZM260 178H261V175L259 176ZM259 177L255 180V181H257V182H259L260 180H259ZM30 178V179H29ZM136 178H143V179H146V182H144V184L142 183V190H140V191H138V192H134L133 191V193H132V190L131 189H129L128 191H124V189H123V186H124V184L123 183H125L126 181L125 180H134V179H136ZM2 179H4V178H2ZM1 179V180H2ZM101 179V180H100ZM6 180H7V182H6ZM9 180V181H8ZM30 180V181H29ZM248 180H250V181H248ZM53 181V182H52ZM97 181V182H96ZM243 181H244V183H243ZM10 182V185H12L13 184V186L15 187H13L12 186V188H11V186H9V188L11 189H9V190H7V191H4V193H2V191H0L1 193H0V227H2L3 229H0V235H1V237H0V248L1 249H3L4 248V252H6V253H4L3 252V256L2 255H0V257H2V258H0V259H2L3 260V262H2V260L0 261V264L1 263H8V264H24V261L23 262H21V260H18L17 258H15V257H17V256H15L16 255V252H13L12 250V252L10 253V249L12 248V244H10V242H12L11 241V238H10V236H11V231H12V229H10L11 227H12V225L14 224V222L15 221H17V220H20L21 218H23V216L26 214V200H27V195L25 194L26 192L23 190H21L20 188H17V189H20L21 190V193H20V190L18 191L17 189H16V187H19V184L17 185L16 184V186L14 185V181L11 183ZM257 182H254V183H257ZM32 183V184H31ZM99 183V184H98ZM115 183H116V185H115ZM253 183V184H254ZM91 184V185H90ZM104 184V185H103ZM225 183H223V185H224ZM97 185H98V187L99 188H97ZM147 185V186H146ZM41 187V186H40ZM105 189H104V188ZM150 187V188H149ZM247 187V186H246ZM97 188V191L95 190ZM15 189V190H14ZM145 189H148V190H146V192H145ZM245 189V188H244ZM103 190V191H102ZM130 190H131V192H130ZM31 191H34V189L33 188H31ZM41 191H44V190H41ZM120 191V192H119ZM17 192V193H16ZM99 192H100V194H99ZM142 192H143V194H142ZM145 192V193H144ZM228 192V190H225V193H227ZM23 193V194H22ZM42 193H45V194H48V195H50L51 196V194H52V197H54V193L52 192L51 194H50V192H48V191H46L45 190V192H42ZM156 193V194H155ZM25 194V195H24ZM111 194V195H110ZM21 195V196H20ZM23 195H24V197H23ZM93 195V196H92ZM117 197H116V196ZM157 195H158V198H155V197H157ZM8 196V197H7ZM96 196V197H95ZM141 196V197H142ZM155 196V197H154ZM91 197V198H90ZM110 197V198H109ZM152 197L154 198V199H152ZM25 198H26V200H25ZM99 198V199H98ZM164 198V199H163ZM19 199V200H18ZM22 199V200H21ZM115 199V200H114ZM150 199V200H149ZM2 200V201H1ZM159 200V201H158ZM5 201H6V203H5ZM98 201V202H97ZM155 201V202H154ZM165 201V202H164ZM115 202V203H114ZM5 203V204H4ZM95 203H96V205L98 206L99 204V206L97 207V206H95ZM166 203V204H165ZM116 204V205H115ZM102 205H103V207H102ZM105 205V206H104ZM25 207V208H24ZM59 207V205H57V208ZM11 208V209H10ZM96 208V209H95ZM120 208H121V210H120ZM100 210V211H99ZM105 210V211H104ZM8 211V212H7ZM102 211V212H101ZM104 211V212H103ZM6 213H7V215H6ZM73 213H74V210H73ZM105 213V214H104ZM6 216H5V215ZM107 214V215H106ZM120 215V216H121ZM118 216V215H117ZM120 216H118V218L120 217ZM5 217V218H4ZM7 217V218H6ZM8 217H9V219H8ZM3 218L6 220V221H3ZM8 219V220H7ZM3 225V226H2ZM100 228V229H99ZM8 229H10V230H8ZM158 229V230H157ZM7 231V233H9V237H7L8 236V234L6 233V231ZM5 233L7 234V236L5 235ZM143 233V234H142ZM97 234V235H96ZM151 234H152V236H151ZM5 236H6V238H5ZM90 236V237H89ZM149 236V237H148ZM4 237V238H3ZM138 237V240L136 239ZM155 239H154V238ZM172 237V236H171ZM61 238V237H60ZM63 238V239H62ZM60 240H58V245H57V247H56V249L54 250V252H53V255L50 257L52 260H51V264H69L70 262H71V258H70V256H68L69 254H67V250H69V246H63V244H64V236L62 237ZM91 238V239H90ZM136 239V241H135V239ZM9 239H10V241H9ZM4 240V241H3ZM141 240V241H140ZM151 240H152V242H151ZM172 240V239H171ZM63 241V242H62ZM132 241H133V243H132ZM170 241V240H169ZM139 242V243H138ZM147 242V243H146ZM127 243V244H126ZM131 243V244H130ZM141 243H143V244H141ZM142 245V246H141ZM146 245V246H145ZM153 245V246H152ZM157 245V246H156ZM109 246H111V247H109ZM152 246V247H151ZM9 248V249H8ZM142 248V249H141ZM128 249H130V250H128ZM147 249V250H146ZM113 250H115V251H113ZM127 250V251H126ZM153 252H152V251ZM1 251V250H0ZM83 252H86V250L85 251H83ZM1 253H2V251H1ZM129 253V254H128ZM118 254H119V256H118ZM122 254V255H121ZM124 255V256H123ZM14 257V258H13ZM69 257V258H68ZM19 258V257H18ZM126 258V257H125ZM124 258V259H125ZM127 258H126V261H125V263L127 262L128 263V260H127ZM124 259H121V260H124ZM131 259V258H130ZM6 260H7V262H6ZM113 262H112V261ZM5 261V262H4ZM13 261V262H12ZM17 261V262H16ZM53 261V262H52ZM29 262V261H28ZM56 262V263H55ZM42 264V263H44V261L43 262H38L37 264ZM156 263V264H157ZM28 264H36V262L35 261H32L31 262V260H30V263H28Z\"/></svg>",
	"mask_w": 264,
	"mask_h": 264
},
{
	"label": "built area",
	"instance_id": "2783aa9c",
	"mask_svg": "<svg viewBox=\"0 0 264 264\" xmlns=\"http://www.w3.org/2000/svg\"><path fill=\"white\" fill-rule=\"evenodd\" d=\"M215 63L210 69V86L192 88L185 106L188 113H193L214 102L211 118L207 122L210 133L203 136L199 143H205L215 150L209 162L215 174L221 177L238 170L252 153L264 150V102L256 103L251 112L242 114L235 99L244 81L260 70L258 63L241 65L236 55L228 49H222L215 55ZM216 66L220 67L222 74L216 71ZM155 72L151 67H138L128 70L118 80L116 88L121 111L131 108L146 95H153V110L165 104L163 96L154 89L160 80L154 75ZM191 119L189 115V121ZM167 155L183 163L192 162L198 157L197 145L179 151L171 148Z\"/></svg>",
	"mask_w": 264,
	"mask_h": 264
}]
</instances>
